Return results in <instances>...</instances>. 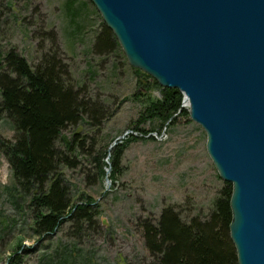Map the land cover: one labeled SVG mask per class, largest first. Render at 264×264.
<instances>
[{
  "label": "rangeland",
  "instance_id": "rangeland-1",
  "mask_svg": "<svg viewBox=\"0 0 264 264\" xmlns=\"http://www.w3.org/2000/svg\"><path fill=\"white\" fill-rule=\"evenodd\" d=\"M104 25L92 0H0V51L14 48L34 66L51 50L54 31L73 84L104 113L100 131L81 122L63 129L56 141L71 160L62 171L76 201L92 197L101 212L88 228L65 223L51 236L42 235L33 195L17 184L0 149V264H154L145 242L147 222L156 225L167 206L186 221L206 219L222 191L231 186L233 192L208 152L207 131L192 118L183 94L171 123L144 119L149 94L160 97V88L166 87L130 64L107 25L113 35L108 48L97 52L96 36ZM76 131L88 133L94 146L69 153L65 143ZM14 134L11 121L1 119L0 139L13 140ZM126 138L133 141L113 174L111 152Z\"/></svg>",
  "mask_w": 264,
  "mask_h": 264
},
{
  "label": "water",
  "instance_id": "water-1",
  "mask_svg": "<svg viewBox=\"0 0 264 264\" xmlns=\"http://www.w3.org/2000/svg\"><path fill=\"white\" fill-rule=\"evenodd\" d=\"M92 1L129 62L185 96L233 186L238 263L264 264V0Z\"/></svg>",
  "mask_w": 264,
  "mask_h": 264
},
{
  "label": "trees",
  "instance_id": "trees-1",
  "mask_svg": "<svg viewBox=\"0 0 264 264\" xmlns=\"http://www.w3.org/2000/svg\"><path fill=\"white\" fill-rule=\"evenodd\" d=\"M104 26L96 36L97 52L108 48L109 34L113 35ZM50 40L51 50L42 53L34 66L14 48L0 51V120L8 118L15 131L13 140L0 139V149L10 163L17 184L32 193L33 206L36 212L40 210L35 223L45 236H51L65 223L77 230H82L84 224L88 228L101 214L99 209H94L92 197L76 201L62 171L71 165V160L56 141L63 129L81 122L100 131L104 114L103 106L83 95L73 84L69 64L63 58L54 31ZM160 89V97L149 94L143 116L145 120L147 116L171 123L182 107V93L176 89ZM139 134L131 136L146 137ZM131 141L126 138L112 150L113 174ZM86 146L93 147L94 141L88 133L78 131L65 143L69 153L80 152ZM95 159L100 163V157ZM101 171L106 174L104 167ZM231 194V186L224 189L206 219L193 217L186 221L172 206H167L156 225L147 222L145 242L156 258L154 264H239L230 236Z\"/></svg>",
  "mask_w": 264,
  "mask_h": 264
},
{
  "label": "bare ground",
  "instance_id": "bare-ground-1",
  "mask_svg": "<svg viewBox=\"0 0 264 264\" xmlns=\"http://www.w3.org/2000/svg\"><path fill=\"white\" fill-rule=\"evenodd\" d=\"M131 64V63H130ZM132 65V64H131ZM133 66V65H132ZM133 67H135V66H133ZM136 68V67H135ZM139 68V67H138ZM140 69V68H139ZM140 70H142V69H140ZM143 72H145V73H147L148 75H150L151 77H152V79H154V80H156V78L152 75V74H150L149 72H146L144 69L142 70ZM157 81V80H156ZM160 84V83H159ZM161 85V84H160ZM162 86V85H161ZM164 87V86H163ZM185 105L187 106V107H189V104H188V102L187 101H185ZM112 146V147H111ZM110 146V148H109V150H111L112 148H113V146H115V144L113 143L112 145Z\"/></svg>",
  "mask_w": 264,
  "mask_h": 264
}]
</instances>
